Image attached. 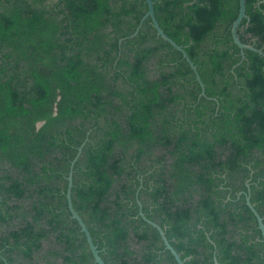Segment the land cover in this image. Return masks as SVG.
Masks as SVG:
<instances>
[{"label": "trees", "instance_id": "16d2710c", "mask_svg": "<svg viewBox=\"0 0 264 264\" xmlns=\"http://www.w3.org/2000/svg\"><path fill=\"white\" fill-rule=\"evenodd\" d=\"M152 1L204 95L145 0H0V264H95L73 162L105 264H177L138 202L184 264H264V56L238 0Z\"/></svg>", "mask_w": 264, "mask_h": 264}, {"label": "water", "instance_id": "95a60500", "mask_svg": "<svg viewBox=\"0 0 264 264\" xmlns=\"http://www.w3.org/2000/svg\"><path fill=\"white\" fill-rule=\"evenodd\" d=\"M146 5H147V11L144 14L143 18H142V22L144 20H146L147 18L150 19L151 24L153 29L156 32V35L158 37H160L163 41L167 42L174 50L178 51L181 53L182 55V59L185 60L187 62V64L189 65L191 71L193 72L194 76H195V80L198 82V84L200 85L201 88V96L204 95V86L200 80L199 74L197 72L196 67L194 66V64L192 63V61L190 60V58L188 57V55L186 54V52L183 50V48L179 45H177L174 41H172L164 32L163 30L159 27L158 22L155 18L154 15V9H153V1L152 0H145ZM239 2V9H238V15L236 17V19L234 20V22L232 23L231 26V35H232V40L234 42V44L240 49L241 51V55L243 56V50H251V51H255L260 55L264 56V53L259 50V49H255L253 46L251 45H247V44H243L240 40L239 37L237 35V29L239 27L240 22L242 21V19L246 18L245 15V0H238ZM138 29L136 30V32L134 33V35L137 34ZM40 125V123L38 124V126ZM75 161V160H74ZM74 163V162H73ZM73 163L71 164L70 167V171L68 173V177H67V181H68V185H67V190H66V201H67V208L68 211L70 213V217L71 219L75 220L80 228V232L83 233L86 243L88 245V249L93 257V262L95 264H105L104 261L102 260V258L99 256V251L97 250V247L94 245L92 237L84 223V221L82 220V218L78 215V213L74 210L73 205H72V201H71V188H72V168H73ZM138 205L140 207V211H139V215L140 217L146 222L148 223L150 226H152L153 228H155L160 236V239L162 241V244L164 246V248L166 250H168L170 252V254L173 256L174 260L176 261L177 264H184L185 260H182L180 258V254H178L174 248L170 245V243L168 242V240L166 239L165 233L164 231L161 229V227L156 224L153 221L148 220L144 214L141 211V204L140 202H138ZM246 205L247 207L250 209V211L252 212V214L254 215L256 222H257V227L260 230L261 236H262V242H263V259H264V224H263V218L258 214V212L256 211V209L254 208V205L250 203L249 201V197L246 198ZM213 264H218L217 260L214 259Z\"/></svg>", "mask_w": 264, "mask_h": 264}, {"label": "flooded vegetation", "instance_id": "af4514ba", "mask_svg": "<svg viewBox=\"0 0 264 264\" xmlns=\"http://www.w3.org/2000/svg\"><path fill=\"white\" fill-rule=\"evenodd\" d=\"M146 163H147V164H149V162H148V161H146ZM161 229H162V228H161ZM162 230H163V229H162ZM163 231H164V230H163Z\"/></svg>", "mask_w": 264, "mask_h": 264}, {"label": "rangeland", "instance_id": "374dc122", "mask_svg": "<svg viewBox=\"0 0 264 264\" xmlns=\"http://www.w3.org/2000/svg\"><path fill=\"white\" fill-rule=\"evenodd\" d=\"M152 75H153V73H152ZM156 154H158V152H156ZM56 264H59V262H58V263H56Z\"/></svg>", "mask_w": 264, "mask_h": 264}]
</instances>
